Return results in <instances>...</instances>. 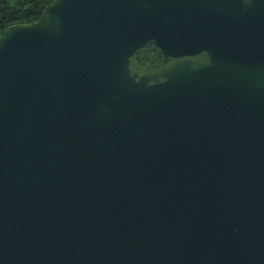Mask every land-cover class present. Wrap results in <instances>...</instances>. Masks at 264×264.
<instances>
[{
	"label": "water",
	"instance_id": "1",
	"mask_svg": "<svg viewBox=\"0 0 264 264\" xmlns=\"http://www.w3.org/2000/svg\"><path fill=\"white\" fill-rule=\"evenodd\" d=\"M151 46L171 59L141 71ZM0 264H264V0L0 29Z\"/></svg>",
	"mask_w": 264,
	"mask_h": 264
},
{
	"label": "trees",
	"instance_id": "2",
	"mask_svg": "<svg viewBox=\"0 0 264 264\" xmlns=\"http://www.w3.org/2000/svg\"><path fill=\"white\" fill-rule=\"evenodd\" d=\"M51 1L53 0H0L1 33L12 23L38 19ZM169 59L156 46L144 47L134 57V65L141 71L153 70Z\"/></svg>",
	"mask_w": 264,
	"mask_h": 264
},
{
	"label": "flooded vegetation",
	"instance_id": "3",
	"mask_svg": "<svg viewBox=\"0 0 264 264\" xmlns=\"http://www.w3.org/2000/svg\"><path fill=\"white\" fill-rule=\"evenodd\" d=\"M170 59H171V58H170ZM170 59H169V60H170ZM169 60H168V61H169Z\"/></svg>",
	"mask_w": 264,
	"mask_h": 264
}]
</instances>
